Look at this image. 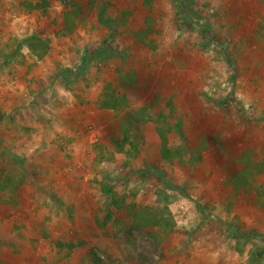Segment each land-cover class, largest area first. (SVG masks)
Listing matches in <instances>:
<instances>
[{
	"label": "rangeland",
	"instance_id": "374dc122",
	"mask_svg": "<svg viewBox=\"0 0 264 264\" xmlns=\"http://www.w3.org/2000/svg\"><path fill=\"white\" fill-rule=\"evenodd\" d=\"M93 1L0 0V264H264V0Z\"/></svg>",
	"mask_w": 264,
	"mask_h": 264
},
{
	"label": "trees",
	"instance_id": "16d2710c",
	"mask_svg": "<svg viewBox=\"0 0 264 264\" xmlns=\"http://www.w3.org/2000/svg\"><path fill=\"white\" fill-rule=\"evenodd\" d=\"M92 4H94V1L91 0ZM143 4L145 6H149L150 5V0H143ZM78 8V7H77ZM105 13H106V8L101 6L99 8V14H98V20L101 24L103 25H107V20L105 18ZM107 107H110L109 105H104L103 108H107ZM118 128V129H117ZM117 128H115L114 132L112 134H110V144L113 145L114 149L117 151V152H120V151H123L125 146L128 145V144H131V138L129 137V134H128V131L125 130L122 125H119ZM117 129V130H116ZM118 132V136L115 137V132ZM162 142L160 143L159 145V153L161 155V157L163 159H167V152L168 151V148H167V143H166V139H161ZM105 193H108L109 190H106L104 191ZM136 212V215H135V222L134 224L135 225H139V226H145L146 228L153 225L154 223H159L157 219H153L152 216L154 215H147V210H143L142 209H139ZM257 254V257H255L254 260H257V261H261L263 258H264V254L260 251H257L256 252Z\"/></svg>",
	"mask_w": 264,
	"mask_h": 264
}]
</instances>
